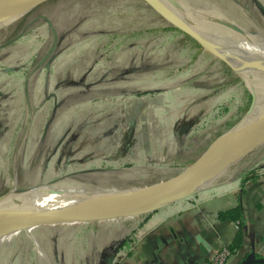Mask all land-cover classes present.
<instances>
[{
    "label": "rangeland",
    "instance_id": "1",
    "mask_svg": "<svg viewBox=\"0 0 264 264\" xmlns=\"http://www.w3.org/2000/svg\"><path fill=\"white\" fill-rule=\"evenodd\" d=\"M150 1L45 0L0 28V197L14 185L143 187L264 109L250 74ZM161 1L209 33H264V0ZM255 163L264 168V139L225 172ZM146 212L35 223L34 237L21 228L0 246V264H106L126 225Z\"/></svg>",
    "mask_w": 264,
    "mask_h": 264
},
{
    "label": "crops",
    "instance_id": "2",
    "mask_svg": "<svg viewBox=\"0 0 264 264\" xmlns=\"http://www.w3.org/2000/svg\"><path fill=\"white\" fill-rule=\"evenodd\" d=\"M178 125L186 127L189 121L185 126ZM205 129L198 132L197 138ZM256 166L255 163L225 173L226 176L216 178L206 188L140 215L126 225L125 234L115 241L106 261L203 264L238 232L240 245L230 252L225 264H241L249 252H254L256 258H264V170L259 171L262 168ZM234 206L239 207V217L219 215V211Z\"/></svg>",
    "mask_w": 264,
    "mask_h": 264
},
{
    "label": "bare ground",
    "instance_id": "3",
    "mask_svg": "<svg viewBox=\"0 0 264 264\" xmlns=\"http://www.w3.org/2000/svg\"><path fill=\"white\" fill-rule=\"evenodd\" d=\"M152 1L174 14L175 17L181 20L188 29L200 35L211 44L217 46L218 49H220L223 54H225L236 66L239 72L245 71L250 74L252 76L251 82L253 84L256 83L259 86L257 87L262 90L259 92L255 91L256 96L258 97L259 95L264 98V33L259 32L258 29L249 30L239 26H233V28H230L228 31L226 30V33L223 34L209 33L188 23L182 16L174 12L165 2H162L161 0ZM39 3L41 2H38V0L18 2H14L13 0H0V28L10 24L17 17L32 9ZM220 56L235 69V67H233L230 62L224 58V56L221 54ZM257 108L258 106L256 105V107L248 113L249 115H247V117H245L246 115L244 116L245 118L242 122L240 121L239 124L232 127L229 131H227V133H224L217 139L216 146L208 154L206 162L199 165V169L189 180L150 205L143 208L125 210L124 212H144L168 204L175 199L190 195L197 190L208 187L216 178L225 174V168L239 157L233 159L229 164H225L223 162L218 163V161H225L229 157H232V155L241 152L246 147H249L252 143L262 141L264 139V109L258 113ZM261 115H263L261 121L256 122V119H258ZM224 176H226V174ZM165 183V181H160L151 185H144L143 187H130L128 189L106 192L91 189L83 190L63 185H52V183L39 184L26 189H19L16 185H14L13 190L7 196L6 193L0 197V200L4 198V201L0 202V204H4L0 206V213H101L103 209L132 205L138 198L144 197L146 194L155 188L164 185ZM77 206H93L96 208L92 209H98V211L73 210ZM34 225V222L5 220L0 218V246L5 242L10 241L21 228H24L31 237H34L32 235ZM37 251L42 256V259L43 257L47 259L46 253L41 246L37 247Z\"/></svg>",
    "mask_w": 264,
    "mask_h": 264
},
{
    "label": "water",
    "instance_id": "4",
    "mask_svg": "<svg viewBox=\"0 0 264 264\" xmlns=\"http://www.w3.org/2000/svg\"><path fill=\"white\" fill-rule=\"evenodd\" d=\"M13 1L18 2V1H29V0H13ZM42 1L44 0H38V2H42ZM172 23L176 25L177 27H179L180 29L192 35L195 39L201 42L204 46L208 47L213 53H215L220 58H222L220 54H218L214 49H212V47L204 43V41L199 37V35H197L193 31L188 30L187 28L180 26L174 22ZM262 117L263 115L259 116V118L256 119V122H260ZM224 133H227V131ZM223 134H220L217 137H215V139L207 146V148L203 150L202 153L195 160H193L188 166H186L180 172L168 178L157 180L155 182L147 184V185H151L153 183H157L160 181L166 182L164 185H161L155 188L154 190L146 194L144 197L138 198L135 201V203L132 205L103 209L101 213H85V212H79V213L30 212V213H19V214L0 213V218H3L5 220L7 219V220H14V221H22V222L29 221V222H34V223H42V222H59V221H68V220H77V219L78 220L100 219V218H107V217L118 216V215L136 214V213H126L124 211L129 210V209H135V208H143L147 205H150L154 201L164 197L166 194L177 189L179 186H181L183 183L189 180L192 177V175L199 169V165L201 163L206 162L208 154L216 146L217 139L221 137ZM256 143L257 142L252 143L249 147H246L241 152L232 155V157H229L225 161H218V163L223 162L225 164H229L233 159L240 157L243 153H245L247 150L252 148ZM110 262L111 260L109 259L106 264H110ZM254 263H264V258H256L254 252H249L246 254V256L242 259V262H241V264H254Z\"/></svg>",
    "mask_w": 264,
    "mask_h": 264
},
{
    "label": "trees",
    "instance_id": "5",
    "mask_svg": "<svg viewBox=\"0 0 264 264\" xmlns=\"http://www.w3.org/2000/svg\"><path fill=\"white\" fill-rule=\"evenodd\" d=\"M171 28L177 29L175 26L171 25ZM179 30V29H177ZM220 216H231L232 218H237L240 216V210L238 206H234L232 208L219 211ZM241 238L239 232L235 235L234 239L227 245L230 252L235 251L237 247L240 245Z\"/></svg>",
    "mask_w": 264,
    "mask_h": 264
},
{
    "label": "built area",
    "instance_id": "6",
    "mask_svg": "<svg viewBox=\"0 0 264 264\" xmlns=\"http://www.w3.org/2000/svg\"><path fill=\"white\" fill-rule=\"evenodd\" d=\"M264 170V168H262ZM230 254V250L227 245L220 246L214 253L208 256L203 264H225L228 256ZM264 264V263H260Z\"/></svg>",
    "mask_w": 264,
    "mask_h": 264
}]
</instances>
